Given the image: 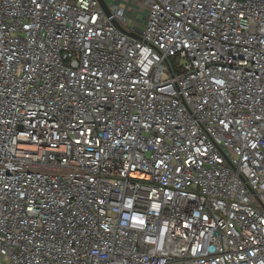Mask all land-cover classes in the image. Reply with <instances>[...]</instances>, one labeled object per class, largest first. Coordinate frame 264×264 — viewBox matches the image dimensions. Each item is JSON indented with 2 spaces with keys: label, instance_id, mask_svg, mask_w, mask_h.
I'll use <instances>...</instances> for the list:
<instances>
[{
  "label": "built area",
  "instance_id": "1",
  "mask_svg": "<svg viewBox=\"0 0 264 264\" xmlns=\"http://www.w3.org/2000/svg\"><path fill=\"white\" fill-rule=\"evenodd\" d=\"M104 1L0 0V264H264V0Z\"/></svg>",
  "mask_w": 264,
  "mask_h": 264
},
{
  "label": "rangeland",
  "instance_id": "2",
  "mask_svg": "<svg viewBox=\"0 0 264 264\" xmlns=\"http://www.w3.org/2000/svg\"><path fill=\"white\" fill-rule=\"evenodd\" d=\"M137 12L138 11H136V10H130V12L129 11L127 12V17L134 20V24L137 26V28H141L142 23L145 19V14H144V12H140V13H137ZM136 17H137V22H135ZM180 63L181 64L184 63V60L180 59Z\"/></svg>",
  "mask_w": 264,
  "mask_h": 264
},
{
  "label": "water",
  "instance_id": "3",
  "mask_svg": "<svg viewBox=\"0 0 264 264\" xmlns=\"http://www.w3.org/2000/svg\"><path fill=\"white\" fill-rule=\"evenodd\" d=\"M98 1L100 5L102 6V8L107 12V14H109L105 1L104 0H98Z\"/></svg>",
  "mask_w": 264,
  "mask_h": 264
}]
</instances>
